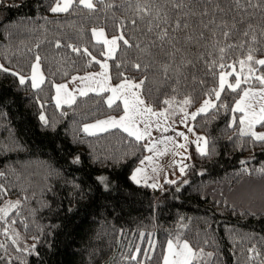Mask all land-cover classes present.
I'll use <instances>...</instances> for the list:
<instances>
[{
  "label": "trees",
  "instance_id": "16d2710c",
  "mask_svg": "<svg viewBox=\"0 0 264 264\" xmlns=\"http://www.w3.org/2000/svg\"><path fill=\"white\" fill-rule=\"evenodd\" d=\"M56 1L0 2V64L10 69L0 71V186L6 190H0V208L19 201L0 220V244L5 245L0 264H163L170 239L185 240L200 252L193 264H264V208L243 205L232 195L246 181L264 180V142L242 135L238 121L231 122L240 89L226 88L217 107L194 120V130L206 136L208 154L192 148L182 175L157 188L131 177L147 153L145 142L118 128L84 131L87 123L120 114L119 102L110 107L107 93L79 96L62 107L54 102L56 83L99 68L95 61L104 58V48L93 41L92 29L103 27L115 36L122 27L125 38L140 48L120 44L110 60L113 82L143 80L141 96L155 109L185 96L195 107L218 86L221 69L210 61L233 64L249 49L254 57H264V7L241 0L244 7L238 9L234 0H212L210 14L217 24L226 22L233 35L225 40L221 28L210 25L203 29L204 40L172 60L155 47L152 55L141 51L156 30L146 32L147 18L141 20L135 11L137 0H105L116 7L97 3L96 11L81 5L53 13ZM215 4L225 11L211 12ZM244 30L249 37L241 35ZM229 43L244 47L227 49L221 60L219 48ZM37 56L45 75L38 89L29 77ZM166 62L172 64L167 75ZM137 63L140 69L133 66ZM12 72L27 82L20 84ZM15 230L22 241L13 244L9 234ZM24 242L31 245L25 248Z\"/></svg>",
  "mask_w": 264,
  "mask_h": 264
},
{
  "label": "snow or ice",
  "instance_id": "6c2138e0",
  "mask_svg": "<svg viewBox=\"0 0 264 264\" xmlns=\"http://www.w3.org/2000/svg\"><path fill=\"white\" fill-rule=\"evenodd\" d=\"M2 2V0H0ZM104 4L106 8L116 7L114 4H105V0H57L54 7H51V12L53 13H67L74 7L83 6L84 8L90 11H96V4ZM248 6L254 8H261L264 7V0H259V2L253 4L252 0H247ZM212 4V0H158L153 4H145L141 3L140 0H137L135 11L138 17L141 20L147 18V27L146 32L152 33L156 30V38L151 42L149 46L141 51H144L148 55H152L150 49L155 47L159 49V54L168 57L174 60L178 54L182 53V50L189 45H193L195 43H199L200 41L205 39V32L203 29H209L210 25H215L217 28H221L222 36L225 40H228L233 33L228 30V26L226 22H221L217 24L216 19L210 14L209 5ZM234 4L236 8H243L244 5L241 3V0H234ZM131 6V5H130ZM224 12L225 9L220 8L219 4H215L214 7L211 9V12ZM205 17H208L207 21H205ZM235 20V17H233ZM155 21V23H153ZM238 23L243 24V20L237 21ZM123 23V22H122ZM131 24L135 26L137 24V20H131ZM199 25V29L197 28ZM235 29L236 24L233 23L231 26ZM251 24L247 25V29H251ZM92 35L96 38L97 43H102L103 45L107 46V55L109 58L114 57L115 52L119 49L120 44L122 43L124 46L128 48L137 47L140 48L139 44L133 45L130 43V40L125 38V34L123 32V28L120 29V34L117 36H113L109 39L103 29H92ZM241 35L243 37H249V30L242 31ZM251 40L253 42L256 41V36H251ZM244 43H247L245 41ZM244 43L235 44L229 43L227 48L221 47L219 48L220 52V59H224V54L226 53L227 49H235L237 47H244ZM179 45V46H178ZM59 47V44L57 45ZM72 48L73 52H81V49L69 45ZM253 49H249L248 55L245 59H240L235 61L233 64H225L219 63L217 65L216 61H210L209 63L211 66L216 67L218 66L221 69L219 74V90L213 89L209 93V98L204 100L202 106L193 113H187L184 108H181L180 111L184 113L185 119L182 120V123H185V127H187L186 120L190 117L192 120H195L196 117L202 113L208 112L209 109H215L217 107L216 103L213 102V97L216 101L220 100L221 92L224 91L225 86L232 91L236 92L238 89L242 91V96L239 100L236 101L234 108L232 109L233 112H240L243 115L239 119V123L244 125L245 128L241 130L242 135H250L254 140L264 142V133H257L253 131V126L255 124L264 125V103H260L259 111L255 110V106L253 103L249 102L251 98L258 97L259 101H264V75L255 76L254 79L259 82L260 89L258 91H253L251 88H243L241 89V84L248 83L249 77L241 78L240 73L237 72L235 65L239 64L241 71L246 64H251L254 62L260 66H264V59H255L252 55ZM83 52L91 57L92 60H95V57H92L91 53L88 52L87 48L83 49ZM39 56L36 57V63L33 65L32 75L30 77L31 86L33 88H40V86L44 82V76L40 72V64H39ZM96 63H100V61L96 60ZM190 63V62H189ZM105 72L100 73L99 75L103 76L105 80H108L109 77L107 76V69L108 64L105 62L101 65ZM136 69H140V64L133 65ZM172 67L171 63H164L162 65V70L165 75H167L169 69ZM231 69L230 72H224L225 68ZM0 71L9 72L10 69L5 68L4 65L0 64ZM254 71L252 67L248 68V72L251 74ZM14 76L18 77L20 84H25L26 78L23 75H20L17 72L11 73ZM235 76V82L229 83L227 80L228 76ZM77 78H74V80ZM79 79H91V77H81ZM146 79V78H145ZM144 81L141 80L139 83H134L131 81H125L124 83L119 84L117 87L105 88L101 86L99 91H110L112 96L109 97L107 103L111 107L112 104L117 100L120 99L123 101V107L125 115L122 116L119 120L112 119L109 121H101L99 125H91L84 128L85 132H89L90 128H97L100 125H108L111 127H121L125 132H127L130 136H134L136 140H143L145 136L149 135L148 128L150 125L147 121L142 120L141 122L144 123V131L140 130L139 124L136 120V117H144L148 114L163 117L165 120L168 119L167 116V109L161 112H154L151 107L145 106V101L141 98L139 94V90L143 87ZM64 88L67 89L66 85H58L57 86V105L59 106V92L60 89ZM96 91V89H93ZM81 95H86L87 92L81 90ZM70 95V94H69ZM165 104H170V101L165 100ZM192 103L190 98H186L183 101L184 105H190ZM226 107V105H222ZM40 119L47 123V119L45 116H41ZM233 125L236 123V118L233 116ZM159 127V125H158ZM106 130V129H105ZM164 131H168V128H164ZM189 131H192L189 128ZM179 136H183L185 141H187V136L183 133H177ZM171 140V137L166 138ZM203 141L204 145H207V140L203 137L197 138V146L202 155H207V151L205 148H201L199 146V142ZM155 146L149 147L148 150L152 151ZM178 147L183 148L185 145L181 144ZM146 159L151 160V157H147ZM143 163V161H141ZM180 171H184V167L180 168ZM264 171V170H262ZM136 172H141V169H136ZM3 175V173H0ZM132 179L139 183L137 180L136 175L132 176ZM169 183H175V181H168ZM151 187H157L156 184H152ZM0 190L5 191L0 186ZM19 206V201L15 203H8L4 208H0V220L4 219L8 215L9 209H14ZM12 223H15L13 221ZM5 235H7V229H5ZM13 244H16V240H12ZM179 244V240L177 243L174 244L172 241H169L167 244V255L163 257V264H193V259L196 257V252L190 247L187 242H184L182 246L177 249V245ZM0 248H5V245L0 244ZM139 250L137 249V252ZM201 254L202 250H201ZM210 255V254H209ZM132 260H136L137 256L133 255L131 257Z\"/></svg>",
  "mask_w": 264,
  "mask_h": 264
},
{
  "label": "rangeland",
  "instance_id": "374dc122",
  "mask_svg": "<svg viewBox=\"0 0 264 264\" xmlns=\"http://www.w3.org/2000/svg\"><path fill=\"white\" fill-rule=\"evenodd\" d=\"M55 3L53 5V7L55 6ZM94 29H97V30L103 29L109 39H111L113 37V36H109L107 34L105 28H103V27H98V28H94ZM115 36H117V35H115ZM92 39H93V41L97 42L96 38L93 35H92ZM103 48H104V51H103L104 58L102 60H100V66H99V68L96 71H91V72H87V73H84V74H77V75L72 76L70 79H68L66 81H63V82H60V83H56L54 85V102L56 103V105H57V95H58L57 86L58 85H66L67 86L66 90L64 88L60 89V92H59L60 104H59V106L57 105L58 107H62L63 105L72 104V103H74L76 101V99L79 96H84V95L80 94L81 90L86 91L87 94L107 93V100L106 101H108L109 97L112 96V93L110 91H99V88L101 86H103L105 88L117 87L119 84L124 83L125 81H131V82H134V83H139V81H137V80H128V79L123 80V81L118 82V83L113 82L112 77H111V72H110V60L113 57L109 58L107 55H105V53L107 52V46L106 45H103ZM115 54H116V52H115ZM115 54H114V56H115ZM254 58L255 59H264V57H260V58L254 57ZM105 62L109 66L108 69L106 70L107 71V76L109 77L108 80H105L103 76L99 75L100 73L105 72V69L101 66ZM35 63H36V61L34 62V64ZM39 64H40V62H39ZM235 67H236L237 72L240 73L242 80H243V77H245V76L249 77L248 83H243L242 82L241 89H243V88H251L253 91H258L260 89L261 86H260L259 82L254 79V77L258 76V75H264V66H260L258 64H255L254 62H252L251 64H246L244 66V68H243V71H241V68H240L239 64L235 65ZM249 67H252L254 69V71L251 74L248 72V68ZM32 69H33V66H32ZM230 71H231V69L224 70V72H230ZM40 72L43 74L44 80H45V75H44V73L42 71L41 64H40ZM31 75H32V71H31V74H30L29 77H31ZM81 77H91V79H83V80L79 79ZM74 78H77V79L74 80ZM235 78L236 77L234 75L233 76H228L227 80H228L229 83H234L235 82ZM226 88H227V85L225 86V89ZM93 89H96V91H94ZM216 90H219V82H218V86H217ZM139 94L141 96L140 91H139ZM221 94H222V92H221ZM241 96H242V91L240 90L239 91V95L236 97V99L233 101V103L231 105V110L234 108L236 101L239 100L241 98ZM141 98H142V96H141ZM186 98H190V97L189 96H185V97H183L180 100L170 101V104H167L162 109H155L154 107L150 106L153 109V111L157 112V113L167 109V113H166L167 116H168L167 120H165L163 117H159L158 118L157 116H154V115H151V114H148L147 116H144V117H136V120H137V122L139 124L140 130L142 132L144 131V123L141 122L142 120L147 121V123L150 125V127L148 128L149 135L145 136V138L143 140H141V141L145 142V144L148 145V143L156 135H158L161 131H163V129L165 127H171V129H174L177 132L179 131V133L183 132L187 136V141H185V144H184L185 147L181 148V152L179 150L177 151V153L175 155V158L182 159L183 158L182 154L186 150L187 151V156L189 157V160H190V151H191L192 148H194L196 151L201 153L199 148H198V146H197V138L198 137H203V138L206 139V136L201 134V133H198V132H196L194 130V126H193L194 120H192L190 117L186 120L187 127H185V123L181 122L182 120L185 119L184 113L181 112L180 109L184 108V110L187 113L196 112L202 106L204 100L208 99L209 97L203 99L197 106L192 107V108H191V104L190 105H184L183 104V101ZM212 99H213V102H215V103L217 102L215 100V98H212ZM118 102L121 104V109H122V112L120 114H118V115H114L113 114V115L104 117L102 119H99L97 121L87 123L84 126V128L88 127V126H91V125H99L101 121H109V120H112V119L119 120L122 116L125 115V112H124V107H123V101L122 100L117 99L113 104L118 103ZM249 102L254 104L255 110L257 112L259 111L260 103H264V101H259L258 97L251 98V100ZM145 106L149 107V105L146 102H145ZM242 115H243V113L233 112L232 111V121H233V116H235L236 121H238V128H239L238 130H239L240 133H241V130L245 128L244 125H241L239 123V119H240V117ZM158 125H159V127H158ZM258 126H259V124H255L253 126L252 130L257 132V133H264V129H261ZM116 128L123 130V128H121V127H111V126H108V125H100V127H97V128H90L89 132H87V133H89V134H99V133H103V132H106L108 130H112V129H116ZM189 128H191L192 131H189ZM199 146L201 148H205L206 151H208V143H207V145H204L203 141H200L199 142ZM188 157H187V159H188ZM141 161H143V163H141ZM168 162L169 163L167 165L173 164V162H174V164H181V160L175 161L173 158H169ZM185 165H186V163L184 162L181 166L178 165L176 167H173V168H175V170L173 172L174 173H177V172L179 173V174H177L176 177H180L182 175V173L184 171L181 172L180 168L184 167V170H185V168L187 167ZM179 166H180V168H179ZM138 168L141 169V172H139V173L136 172V169H138ZM151 168L152 167L145 161V159L142 158L138 162V164L135 167V169L133 170V173H132L131 177L133 175H136L137 180L139 181L138 184H143V183L146 184L152 178L153 173H154ZM152 179H154V178H152ZM174 179H176V178H174ZM162 182H163V180L159 181L158 183H162ZM135 183H137V182L135 181ZM243 186H242L243 188L238 187V190L237 189H233L234 191L232 192V195H234L236 198L241 199L239 202L242 203L243 205H247V203H248V204H250L249 206H251L252 204H255L256 206H258V208L259 207L264 208V180H262V181H254V180H252V181H248V182L246 181V183ZM237 195H239L240 197H237ZM250 201L254 202V203H251ZM15 202H11V203H15ZM4 207H2V208H4ZM11 210L12 209H9V212ZM9 236L11 238L15 239L16 243L22 241L21 234L17 230H15L14 232L10 233ZM177 240H179V244L177 245V249L179 250V247L182 246V244L184 242H187V241L181 240V239H170L169 241H172L174 244H176ZM30 245H31V243L24 242L23 246L25 248H28ZM190 247L197 254L196 257L193 259V261H195V260H197L200 257V252L198 250L194 249L191 245H190ZM165 255H167V246H166V250H165L164 256Z\"/></svg>",
  "mask_w": 264,
  "mask_h": 264
},
{
  "label": "crops",
  "instance_id": "0c3cea01",
  "mask_svg": "<svg viewBox=\"0 0 264 264\" xmlns=\"http://www.w3.org/2000/svg\"><path fill=\"white\" fill-rule=\"evenodd\" d=\"M150 107V105H149ZM169 130L168 131H161L158 135H156L147 145V153L143 157L145 161L152 167L153 170V176L146 184L152 185L156 184L157 187L162 186L164 183L168 181H175L179 177H176L177 173H174L173 171L178 165H182L184 162L186 163L185 166L189 163V157L187 156V151L185 150L182 154V159L175 158V155L177 151L179 150L181 152V148L178 147V145L185 144L184 137L177 135L179 131L177 132L174 129H171V127H166ZM171 137V140H168L166 138ZM155 146L152 151H149L148 148ZM147 157H151V160L146 159ZM188 157V159H187ZM169 158H173L175 161L181 160V164H169ZM179 166V168H180ZM176 178V179H174ZM163 180L162 183H158L159 181ZM144 184V183H143Z\"/></svg>",
  "mask_w": 264,
  "mask_h": 264
}]
</instances>
